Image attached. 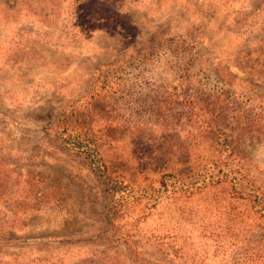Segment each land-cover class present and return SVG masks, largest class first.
<instances>
[{
  "label": "rangeland",
  "instance_id": "rangeland-1",
  "mask_svg": "<svg viewBox=\"0 0 264 264\" xmlns=\"http://www.w3.org/2000/svg\"><path fill=\"white\" fill-rule=\"evenodd\" d=\"M231 100L258 122L238 151L263 180L264 0H0V264H189L158 244L177 222L189 254L217 264L215 190L145 197L213 151L211 128L239 138L213 112ZM59 124L88 131L96 160L61 144Z\"/></svg>",
  "mask_w": 264,
  "mask_h": 264
},
{
  "label": "trees",
  "instance_id": "trees-1",
  "mask_svg": "<svg viewBox=\"0 0 264 264\" xmlns=\"http://www.w3.org/2000/svg\"><path fill=\"white\" fill-rule=\"evenodd\" d=\"M224 80V79H223ZM228 85V82H225ZM227 92V91H224ZM191 98L190 101H193ZM231 106L227 103L216 107L213 112L221 120L232 119L239 130L238 139H230L228 135L212 132L208 139L209 149H213L209 155L197 156L193 160V165H185L182 170L174 174H164L160 181V188H151L146 192L145 198H152L155 205H169L182 199H187L188 204L196 193L205 190H215L222 200L221 213L226 215L228 222L219 230L217 238L212 241L215 254L219 260L217 264H264V251L259 245L263 241L261 230V220H264V179L253 177L244 166L246 158L238 150L242 148L246 141H249L258 127L255 119L251 120L249 115L241 113L231 100ZM219 110V112H218ZM262 128V127H261ZM54 137L64 146L75 152H87L95 161L99 154V146L91 139V134L79 127L70 126L63 128L61 124L52 129ZM255 136V135H254ZM213 138V139H212ZM129 187L119 183L114 194L121 193L128 197ZM149 197V198H148ZM105 200V212L109 219L113 218L119 222L123 218L122 208L118 205H111ZM180 212V211H179ZM178 212V213H179ZM181 212H183L181 210ZM184 213V212H183ZM111 217V218H110ZM132 221H136L132 217ZM185 223H175L172 227L166 228L165 232H160L157 238L158 244L162 247L164 261H180L189 264H208L206 253L202 255L189 254L186 250L185 239L187 236L181 232L186 228ZM128 232V231H127ZM200 239L206 236L207 226L199 227ZM212 230L209 235H213ZM124 237L129 241L131 232L125 233ZM212 237L211 239H213ZM131 258H135V251L131 247L127 248ZM130 264H159L155 262H145L143 260H131ZM210 264V263H209ZM215 264V263H213Z\"/></svg>",
  "mask_w": 264,
  "mask_h": 264
}]
</instances>
